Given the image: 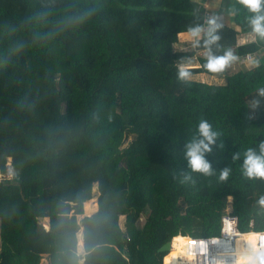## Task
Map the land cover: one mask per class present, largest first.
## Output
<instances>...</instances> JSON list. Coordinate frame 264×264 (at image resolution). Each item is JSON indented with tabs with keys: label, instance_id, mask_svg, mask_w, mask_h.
Returning <instances> with one entry per match:
<instances>
[{
	"label": "trees",
	"instance_id": "obj_1",
	"mask_svg": "<svg viewBox=\"0 0 264 264\" xmlns=\"http://www.w3.org/2000/svg\"><path fill=\"white\" fill-rule=\"evenodd\" d=\"M88 9L87 25L31 43ZM235 9L239 29L222 25L211 53L251 52L259 63L210 84L177 79L193 53L173 49L178 34L208 24L194 0H0V172L8 157L13 165L0 180V264H163L169 252L158 248L174 235L218 234L228 196L241 231L264 229V178L243 170L246 149L259 154L264 141V40L237 44L252 29L248 10ZM20 41L30 46L17 52ZM204 63L192 75L211 74ZM202 119L219 133L205 153L212 176L185 156ZM94 184L97 210L78 219Z\"/></svg>",
	"mask_w": 264,
	"mask_h": 264
},
{
	"label": "clouds",
	"instance_id": "obj_2",
	"mask_svg": "<svg viewBox=\"0 0 264 264\" xmlns=\"http://www.w3.org/2000/svg\"><path fill=\"white\" fill-rule=\"evenodd\" d=\"M239 5L243 6L251 14L246 17L248 24L251 26L252 31L261 40H264V0H238ZM238 11L237 9H233ZM95 9H88L85 12L79 13L75 16L68 17L67 21H62L60 25H57L53 31L41 34L34 32L31 38V43L35 44L42 39H52L57 35H61L69 27L73 29H79L81 26L87 25L91 22ZM48 13H42L37 17H28L25 21V25L34 26L40 24L42 20H46ZM222 28V25L216 22L213 17L208 20L207 31L204 32V47L207 49L205 53V63L203 67L211 73H222L233 61L236 60L231 49L224 51L222 55H213L211 53L210 46L216 43L220 36L217 34L218 30ZM188 34L193 38L192 47H199L200 40L198 39L203 31L201 26L189 28ZM179 35V34H178ZM30 45L24 41H20L15 45V51H22ZM253 64H258V61H251ZM191 65L178 66L177 79L186 82L191 76ZM260 94L264 95V89L260 90ZM199 138H193L186 144L185 156L188 160L193 172H199L204 176L214 175L211 163L205 158V153L211 152V145L216 143V138L219 135L218 132L212 130V125L207 120H200L197 126ZM219 147H223L220 145ZM239 153H234L233 160L239 158ZM244 175L249 178L259 177L264 178V141L259 144V154L253 148L246 149L244 153L243 161ZM230 169L225 167L220 171L219 179L225 181L228 179ZM183 182H191L195 184L194 178L190 174L184 175ZM259 203L264 206V197H262ZM228 232H231V224L229 223ZM247 248L243 249L237 254L235 264H264V234H252L247 238ZM259 241V243H257ZM197 242L188 237L182 235H176L172 239V247L175 249L171 253V257L177 256V254L185 253L186 245H195ZM201 253L205 251L203 242L201 241ZM187 255L191 257L193 253L187 252ZM169 257H164L163 264H169ZM219 264V262H218Z\"/></svg>",
	"mask_w": 264,
	"mask_h": 264
},
{
	"label": "built area",
	"instance_id": "obj_3",
	"mask_svg": "<svg viewBox=\"0 0 264 264\" xmlns=\"http://www.w3.org/2000/svg\"><path fill=\"white\" fill-rule=\"evenodd\" d=\"M207 12L204 10V22L207 23ZM258 57L255 53L247 52L242 56L243 62L252 66L251 61L256 60ZM254 67V66H252ZM250 67V68H252ZM255 105L252 106V110L249 113L251 116L254 113ZM13 172V165L11 158L8 157L5 163V172L2 173L4 178H11ZM232 197H227V206L225 211L220 217L219 232L215 235H190V234H180L182 236L188 237L195 240L197 243L195 245H186L185 253L179 254V259L182 260V264H235L237 254L240 251V245L237 240L243 239L246 234H264V229L253 230L250 228L246 231H241L238 227V217L231 210ZM229 223L231 224V232L227 231ZM249 226H253L252 220L249 222ZM46 227V226H45ZM177 235V234H176ZM174 235V236H176ZM173 236V237H174ZM172 237V238H173ZM170 249H171V241ZM201 241L203 242V247L205 251L201 253ZM243 241V240H242ZM259 243V241L257 242ZM246 243L243 241V246ZM242 247V246H241ZM169 249V250H170ZM169 250L166 252L168 253ZM191 251L193 255L189 257L187 252ZM182 257H186L182 259Z\"/></svg>",
	"mask_w": 264,
	"mask_h": 264
},
{
	"label": "crops",
	"instance_id": "obj_4",
	"mask_svg": "<svg viewBox=\"0 0 264 264\" xmlns=\"http://www.w3.org/2000/svg\"><path fill=\"white\" fill-rule=\"evenodd\" d=\"M197 2L203 10L207 12V20L211 18H215L216 22L221 25H227L236 29H239L238 26H236L234 22V8L236 7V4L238 3V0H194ZM208 24H206L202 29L201 35L207 31ZM200 35V36H201ZM256 36L253 31L248 32H239L238 38H237V44H244L249 42H255ZM193 38H191L188 34V31L180 32L178 35V40L173 44V49L175 51L180 52H187L192 51V55L187 56L183 58L181 61H179L180 65H191V68L199 67V58L205 57L206 49H196L192 47ZM264 53V48L263 52ZM258 57V56H257ZM258 61V60H255ZM256 64L252 63V66H255ZM251 65L243 62L242 57L237 56L236 60L233 61L222 73H205V72H199L193 74V79H197L200 81L206 83H212V84H221L224 82V76L227 72H232L238 69L242 68H250ZM196 75V76H195ZM97 210V207L95 211ZM94 211V212H95ZM47 224H48V218L45 217ZM48 228V225L46 226ZM82 232V230H81ZM252 234H246L244 236H248ZM243 242V241H242ZM242 242L240 243L242 246ZM45 257V256H44ZM44 264H49L48 260L46 259V262ZM83 264V259L82 263Z\"/></svg>",
	"mask_w": 264,
	"mask_h": 264
},
{
	"label": "bare ground",
	"instance_id": "obj_5",
	"mask_svg": "<svg viewBox=\"0 0 264 264\" xmlns=\"http://www.w3.org/2000/svg\"><path fill=\"white\" fill-rule=\"evenodd\" d=\"M96 207H97L96 199L94 197H92V198H90V199H88V200L83 202V213L89 215V214H91L92 212L95 211ZM77 234H78V246H81L82 245L81 233H79V231H78ZM248 236H244L243 239L239 238L237 240V242L239 244L242 242V240L245 241V243H246V245L243 246V242H242V247L240 245V251H242L243 249L247 248V240H246V238ZM173 251H175V249L172 247V241H171V249L169 250V258H170L169 259V264H182V260H180L179 257H178L179 254H177V256H175V257H171V253ZM185 258L186 257H184V258L182 257V259H185Z\"/></svg>",
	"mask_w": 264,
	"mask_h": 264
},
{
	"label": "rangeland",
	"instance_id": "obj_6",
	"mask_svg": "<svg viewBox=\"0 0 264 264\" xmlns=\"http://www.w3.org/2000/svg\"><path fill=\"white\" fill-rule=\"evenodd\" d=\"M31 49H33V50H36V51H43V49L44 48H42V47H33V48H31ZM256 60H259V58H257ZM196 76V75H195ZM191 77H193V75L191 76ZM198 77H196V80H198L197 79ZM200 81H202V80H200ZM3 176V174L0 172V180H2L4 177H2ZM92 192H93V197L96 199V203H97V187H96V184H94V186H93V188H92ZM93 213V212H92ZM91 213V214H92ZM83 215H87V214H79L78 216H77V218L78 219H80ZM90 215V214H89ZM143 220H144V218L143 217H141L140 218V220L138 221V224H142L143 223ZM122 221H123V218L121 217L120 218V222L122 223ZM41 222L43 223V225L44 226H47L48 224H47V221H46V219L45 218H43V219H41ZM45 223V224H44ZM81 228L78 230L79 231V233H82L81 232ZM78 233V232H77ZM77 239H78V234H77ZM81 239H82V234H81ZM77 252H78V254H80V255H84V250H83V243H82V245L81 246H78V242H77ZM44 262H46V258L45 257H43L41 260H40V264H44ZM82 263V259H80L79 260V264H81Z\"/></svg>",
	"mask_w": 264,
	"mask_h": 264
},
{
	"label": "water",
	"instance_id": "obj_7",
	"mask_svg": "<svg viewBox=\"0 0 264 264\" xmlns=\"http://www.w3.org/2000/svg\"><path fill=\"white\" fill-rule=\"evenodd\" d=\"M82 234V233H81ZM170 249V241H166L164 244H162L158 251L167 252Z\"/></svg>",
	"mask_w": 264,
	"mask_h": 264
}]
</instances>
